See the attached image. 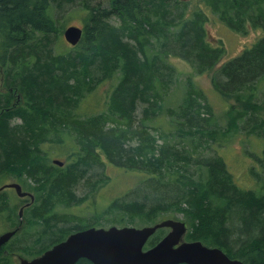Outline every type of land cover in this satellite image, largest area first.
I'll list each match as a JSON object with an SVG mask.
<instances>
[{
	"label": "trees",
	"instance_id": "obj_1",
	"mask_svg": "<svg viewBox=\"0 0 264 264\" xmlns=\"http://www.w3.org/2000/svg\"><path fill=\"white\" fill-rule=\"evenodd\" d=\"M69 2L0 0V187L2 177L13 173L24 191H34L25 219L28 229L41 227L21 240L29 248L6 244L0 264H13L18 250L37 257L72 233L96 227L82 220L67 226L79 217L58 214L57 207L82 202L76 196L81 184L88 188L92 171L108 166L141 178V187L104 210L117 212L119 223L139 219L154 225L183 213L193 227L187 241L218 247L244 264H264V193L239 186L221 156H206L213 144L208 138L215 140L219 132L201 126L208 120L202 117L206 98L192 79L180 104L166 111L170 135L157 134L164 132L157 119L178 81L171 58H181L197 74L212 72L215 91L237 102L229 111L230 127L247 119L249 131L264 138V107L254 102L264 81V36L226 58L224 45L210 41L207 25L211 13L237 33L264 29V0H107L106 6L85 0L81 41L72 46L65 40L70 50L57 52L55 45L71 25L54 17ZM109 80L115 84L104 100L86 111ZM56 145L60 158L51 160ZM6 194L0 192V217L12 221ZM24 224L23 217L9 229L21 225L14 237ZM166 234L158 230L146 248Z\"/></svg>",
	"mask_w": 264,
	"mask_h": 264
},
{
	"label": "rangeland",
	"instance_id": "obj_2",
	"mask_svg": "<svg viewBox=\"0 0 264 264\" xmlns=\"http://www.w3.org/2000/svg\"><path fill=\"white\" fill-rule=\"evenodd\" d=\"M84 1L85 0H72V2H69V6H67V8L62 10L57 8L55 15L56 17L54 18L58 21V24L66 22L68 26H79L82 28L83 18L85 15V11L83 9L85 7V4L83 3ZM91 1L93 5L102 4L103 6H106L104 3L107 0ZM209 16L210 18L207 24L209 39L214 45H220L221 43L224 45L227 50L226 58L239 55L245 49L252 47L264 36V29L262 28L252 27L249 28L246 34L237 33L230 30L216 16L212 15L211 13H209ZM112 23L119 25L120 20L113 17ZM62 44H64V46ZM55 48L56 51L57 48H59L57 52H66L70 50V45L65 41L63 33L61 34V44L57 43ZM171 63L175 66L178 72V81L176 84L174 83L172 85L173 89L164 103V110L157 119L161 123L164 132L158 130L159 132L157 131V134H159L160 137L162 135H167L168 133L170 135L171 127L168 126L169 117L167 116L166 111L167 109L175 108L180 104L185 92L190 88L188 81L189 79H192V81L195 83L194 86L196 90H202L206 98L203 99L204 101H201L202 105H204L206 108L202 113V117L208 120L200 122L201 126L205 130L212 131L216 129V131L219 132L215 140H213V138H208L210 143L213 144L205 150V152H208L206 156H221L227 163L230 171L234 175L235 181L239 184V186L246 190H254L264 193V138L262 136H257L259 134L249 131L250 126H248L247 119L239 121L237 128L236 126L234 128L230 127L229 111L232 106L236 107L237 102L232 100L229 101L226 99V97L215 91L212 82V72L197 74L192 64L184 61L181 58H171ZM111 84L113 85L115 83H113L112 80H109L105 83H102L98 87V89L95 91L97 96L91 99L89 104L85 105L86 111H89L87 110L88 106L96 103L97 99H100L101 101L104 100L107 91L111 88ZM256 91L257 94L254 102L264 107V81H260L258 83ZM262 117L264 118V115ZM157 120L153 124H155ZM227 129L231 130L228 135H224ZM202 143L206 146L205 140H202ZM184 145L193 148V144L190 142H184ZM53 150L55 153H53L51 160L54 158V156H58V158H60L58 155L60 154V150L58 149L57 145ZM199 151H201V148H199ZM92 172L93 173L90 174L92 179L88 188L84 189L83 184H81L79 187L80 189L76 191L77 198L84 200L82 202L74 201V203L69 205V207L63 206L66 204L59 205L57 207L58 214L68 213L70 215L79 217L76 220L73 219L71 222L66 221L65 224L67 226L80 223V220H82L85 224L97 223V225H95L96 227L104 228H108L110 226L144 227L150 225L142 223V221L139 219L134 221L126 220L123 223H119L116 221L118 215L117 212L108 213L104 211L111 201L125 195L131 189H137L140 186L141 178L137 173L122 171L118 168L110 166L104 170L101 169V172L99 170ZM2 179L1 185L14 183L18 180L16 175L13 173L3 176ZM93 186L97 187L96 191L93 190ZM3 191L7 193L6 195L10 200V206L13 210V220L11 221V219L8 217H0V235L8 231L14 223L17 224L18 219H20V209L24 207L26 203L30 202L29 197L22 199L13 189L6 188ZM30 192L32 193L34 191ZM28 207L24 208L23 217L25 220V226L23 231L13 238V242L12 240L9 242L14 244L12 245L13 247L20 245L25 248H29L26 246L27 241L24 240L23 243H21V240L41 230L39 224L31 225V228L28 229L29 225L26 223L25 219V217L28 216V214L26 215L25 209ZM6 214L8 216V213ZM167 218L185 221L188 224L189 230L190 228H193L192 224L190 223V219H185L183 213H178L174 216L169 215ZM80 224H82V222ZM194 228H199L196 220L194 222ZM164 230L167 233L169 232V229L167 228H164ZM27 253L29 252L25 250H18V252L12 257V263L19 264V256L29 259L33 258Z\"/></svg>",
	"mask_w": 264,
	"mask_h": 264
},
{
	"label": "water",
	"instance_id": "obj_3",
	"mask_svg": "<svg viewBox=\"0 0 264 264\" xmlns=\"http://www.w3.org/2000/svg\"><path fill=\"white\" fill-rule=\"evenodd\" d=\"M82 36L83 29L79 26H69L64 31L65 40L72 46L79 44ZM53 164L64 166L59 159H54ZM4 188H14L22 198L29 196L31 203L35 200L31 193L23 191L19 183L6 184L0 191ZM23 212L21 208V219ZM20 226L0 235V251ZM163 228L170 230L168 234L155 246L145 249L149 239ZM187 232L186 223L175 219H164L144 227H90L72 233L38 257H20L19 264H77L80 259L93 264H244L240 259L230 258L218 247H209L201 241H186Z\"/></svg>",
	"mask_w": 264,
	"mask_h": 264
},
{
	"label": "flooded vegetation",
	"instance_id": "obj_4",
	"mask_svg": "<svg viewBox=\"0 0 264 264\" xmlns=\"http://www.w3.org/2000/svg\"><path fill=\"white\" fill-rule=\"evenodd\" d=\"M13 190H14V189H13ZM15 192H16V191H15ZM27 197H29V196H25V197H23L22 199H26ZM29 198H30V197H29ZM28 204H29V203H26L25 206L22 207V208L28 207Z\"/></svg>",
	"mask_w": 264,
	"mask_h": 264
}]
</instances>
